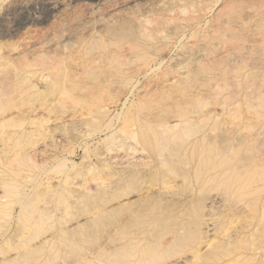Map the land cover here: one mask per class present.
<instances>
[{
    "label": "rangeland",
    "instance_id": "obj_1",
    "mask_svg": "<svg viewBox=\"0 0 264 264\" xmlns=\"http://www.w3.org/2000/svg\"><path fill=\"white\" fill-rule=\"evenodd\" d=\"M263 212L264 0H0V264H264Z\"/></svg>",
    "mask_w": 264,
    "mask_h": 264
},
{
    "label": "bare ground",
    "instance_id": "obj_2",
    "mask_svg": "<svg viewBox=\"0 0 264 264\" xmlns=\"http://www.w3.org/2000/svg\"><path fill=\"white\" fill-rule=\"evenodd\" d=\"M154 138V137H153ZM147 164V163H146ZM127 173V172H126ZM132 177V176H131ZM188 207V206H187ZM263 208V207H262ZM264 213V212H263ZM199 214V213H198ZM198 214H196V218L199 220V219H201L199 216H198ZM193 215H195V214H193ZM263 218V217H262ZM200 221H202V220H200ZM186 225V224H185ZM203 225V224H202ZM197 226H201V222H199V223H197ZM125 227V226H124ZM123 227V231H124V228ZM210 227V226H209ZM200 228V227H199ZM211 230L210 231H214V229H212V228H210ZM126 230V229H125ZM196 233H198V232H196ZM214 234V233H213ZM229 234V233H228ZM228 234H225V235H228ZM127 235V234H126ZM193 235L195 236L196 234H194L193 233ZM215 235V234H214ZM230 235V234H229ZM197 236V235H196ZM178 237H180V234H179V236ZM190 237V236H189ZM231 237V236H230ZM191 238H192V236H191ZM228 238V237H227ZM112 241H114L113 239H111ZM194 240V239H193ZM198 240V239H197ZM214 245V244H213ZM209 246V245H208ZM126 247V246H125ZM125 247L124 246H121V247H119V248H115V249H112V252H111V256H110V259H109V262H110V264H117V263H119V264H124L125 262H124V259L126 258V256H125V253H124V250H125ZM212 244L210 245V248H209V251L211 252L212 251ZM261 247V246H260ZM127 248V247H126ZM256 248H258V249H255L254 248V251H258V253L260 254V252L261 253H264V249L263 248H260L259 249V247H257L256 246ZM151 249V248H150ZM150 249L149 248H147V249H145L146 251H150ZM215 249V248H214ZM213 249V250H214ZM261 249H263V250H261ZM152 250V249H151ZM145 251V252H146ZM195 254H194V259H196L197 261L196 262H203V264H207V257H205L206 255L205 254H200L198 251H195L194 252ZM207 254V253H206ZM233 253H231L230 254V256L232 255ZM127 255V254H126ZM208 255V254H207ZM239 257H238V255H236L235 254V256L233 257V255H232V257H231V259H230V261L228 262V264H231V263H238V261H239ZM195 261V260H194ZM196 262H195V264H196ZM199 262V263H200ZM217 263L219 262V260L218 261H216ZM215 262V263H216ZM216 263V264H217ZM243 263V262H242ZM201 264V263H200ZM213 264V263H212ZM219 264V263H218Z\"/></svg>",
    "mask_w": 264,
    "mask_h": 264
}]
</instances>
